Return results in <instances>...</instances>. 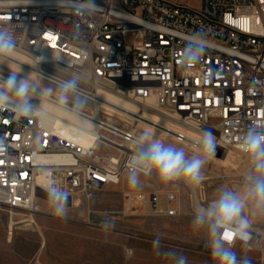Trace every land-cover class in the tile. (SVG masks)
I'll use <instances>...</instances> for the list:
<instances>
[{"label": "built area", "instance_id": "1", "mask_svg": "<svg viewBox=\"0 0 264 264\" xmlns=\"http://www.w3.org/2000/svg\"><path fill=\"white\" fill-rule=\"evenodd\" d=\"M96 4L105 13L85 21L70 7L58 8L57 0H0V25L14 29L15 51L36 63L32 70L40 74L41 91L51 89L40 98L56 104L51 78L67 76L59 69L89 77L81 84L87 105L78 114L71 111L89 127L70 131L81 133L89 145L60 136L55 119L47 127L44 116L17 121L0 108V209L9 214H35V195L53 182L69 198L80 194L87 201L93 190L119 186L128 179L132 141L143 132L203 155L188 133L211 130L216 150L207 158H216L229 150L246 156L240 150L242 137L254 122L264 124V0H201L198 10L166 0ZM110 9L126 15L118 17ZM138 20L156 28L133 22ZM76 24L81 25L79 40L71 35ZM201 29L209 47L197 64L181 72L178 58L186 37ZM96 87L134 105L135 113L127 112L128 120L95 113L91 98ZM33 103L38 105L37 98ZM45 158L59 162L45 163ZM141 176L148 183L143 191L122 194L120 214L177 217L178 192L157 186L155 174ZM249 231L247 244L236 241L235 246L257 248L261 238Z\"/></svg>", "mask_w": 264, "mask_h": 264}, {"label": "rangeland", "instance_id": "2", "mask_svg": "<svg viewBox=\"0 0 264 264\" xmlns=\"http://www.w3.org/2000/svg\"><path fill=\"white\" fill-rule=\"evenodd\" d=\"M166 1L192 10H198L201 5V0ZM0 71L10 72L2 67ZM183 149L188 157L195 156ZM229 151L236 158L233 166L221 167L207 160L202 168L204 179L196 185L204 194L200 205L217 198L225 188L243 191L249 158ZM222 155L217 158L221 159ZM148 180L140 176V183L135 187L125 179L119 186L93 190L88 201L80 194L69 198L66 217L52 214L47 193L43 191L35 196L37 211L32 217L25 212H12L11 225L9 212L0 209V264H174L166 253L186 256L188 264H218L206 246V230L194 229L192 225L195 210L191 192L182 180L160 181L157 185L178 192L177 217H123L120 214L122 194L143 191ZM253 211L246 209L245 214L251 220L250 229L261 241L255 250L247 251L239 245L234 250L240 257L247 256L251 264H260L264 249V211L255 210V214ZM105 220L114 221V227L105 229ZM157 237L159 248L153 244Z\"/></svg>", "mask_w": 264, "mask_h": 264}, {"label": "clouds", "instance_id": "3", "mask_svg": "<svg viewBox=\"0 0 264 264\" xmlns=\"http://www.w3.org/2000/svg\"><path fill=\"white\" fill-rule=\"evenodd\" d=\"M58 8L70 7L74 14L87 20L100 13L104 9L96 4V0H57ZM108 12L123 18L126 14L110 9ZM145 27L155 29L156 26L144 20L133 21ZM81 25L76 24L71 34L76 40L81 38ZM17 40L14 29L0 25V65H4L7 59L15 51ZM209 47L207 33L201 29L186 37L182 53L178 58V69L183 72L197 64ZM67 72L64 78L55 79L56 104L61 108H68L74 113H79L88 103V96L81 88V84L89 77L80 71L68 72L67 68L59 69ZM19 71L10 70L5 78L0 72V108L8 109L14 114V119L31 118L39 114L43 117L46 113L41 104L33 103L34 98L42 97L39 82L33 81L29 74L20 75ZM135 146L129 157L128 182L135 187L140 183V176L153 174L162 182L184 180L189 185L200 184L204 177L202 168L207 162V157L215 155L216 137L211 130L202 131L199 139V147L203 155L188 157L183 148L166 145L159 139H154L149 132H143L133 139ZM240 150L250 162L244 178L243 191L237 192L231 189H222L217 198L206 205H198L192 221L194 229H205L207 232L206 246L217 259L218 264H251L247 257L238 256L234 250L235 242L247 244L250 240L251 220L245 214L246 209L264 211V124L254 122L242 137ZM47 196L52 207V214L56 217L67 216L69 192L55 182L46 188ZM105 229L114 227V221L105 220ZM159 248L160 240L157 237L153 241ZM170 255L174 264H188L186 256L176 253Z\"/></svg>", "mask_w": 264, "mask_h": 264}, {"label": "bare ground", "instance_id": "4", "mask_svg": "<svg viewBox=\"0 0 264 264\" xmlns=\"http://www.w3.org/2000/svg\"><path fill=\"white\" fill-rule=\"evenodd\" d=\"M32 66L35 67L36 63L34 62L33 59L26 57L16 51H14L11 56L7 59L6 63L4 65H0V67L10 71H19L21 69L20 75H28L30 78L35 81L39 82L40 80V74L36 71L32 70ZM41 70V69H39ZM56 79H59L56 77ZM92 86V84H91ZM41 87V86H40ZM94 96L91 98L94 102L93 107H94V112L95 113H106L109 116L113 118H118L122 120H128L129 115L126 113H135L136 107L134 105H131L125 101H123L118 95L115 93L109 91L108 89L102 88V87H96L94 89ZM55 99L57 98V92H54ZM38 104L40 103L43 110L45 111L46 114L44 115L42 119V124L50 127L52 123V119H55L56 123L54 125L57 133L62 136L69 138L73 140L75 143L79 145H89L90 142L86 141L85 138L81 133L75 132L76 130L73 129V132H70L73 127H78L80 129H87L89 127L88 123L84 121L83 119L79 118L78 115L74 114L73 112L65 109L58 107L57 104L48 102L46 99L43 98H37ZM60 120L65 121L69 124L68 125H62L60 123ZM59 123V124H58ZM73 126V127H72ZM176 129V128H174ZM199 133L196 132H191L189 131L188 136L199 142L200 139ZM180 148H183L180 147ZM189 150L194 155H202L200 151H194V150ZM187 152V151H186ZM220 158V157H219ZM214 158L210 157L207 158L209 162H214L217 165H221V167H227V166H233L234 162L236 161L235 156L230 152V151H224L222 158ZM45 163H57L59 160L56 159H44ZM182 180V179H181ZM189 188L191 192V200H192V207L195 210V208L200 205V202L203 201L204 194L202 188H197L196 185H189L187 184L184 180H182ZM47 193V192H45ZM36 196V195H35ZM77 206V204H75ZM37 211V208H36ZM31 216V215H30ZM11 217H12V212L10 214V224L11 223ZM32 217V216H31ZM11 225L9 226V230L11 231Z\"/></svg>", "mask_w": 264, "mask_h": 264}]
</instances>
